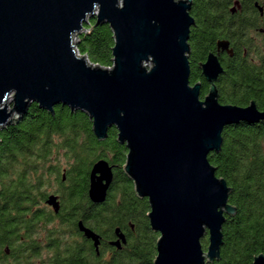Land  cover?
<instances>
[{"label": "water", "instance_id": "water-1", "mask_svg": "<svg viewBox=\"0 0 264 264\" xmlns=\"http://www.w3.org/2000/svg\"><path fill=\"white\" fill-rule=\"evenodd\" d=\"M192 0H0V131L17 124L32 104L49 114L62 106L91 122L97 141L111 128L127 154L123 172L134 194L147 199L146 217L158 234L153 264L220 261L222 228L236 213L231 189L208 161L219 153L224 128L264 123V111L221 105L215 86L223 68L214 54L199 65L208 83L190 85ZM88 20L108 25L112 66L80 55L75 38ZM217 51L231 54L227 41ZM112 181L104 160L89 176L88 199L102 204ZM59 211L55 197L47 202ZM77 229L99 255L100 236L81 221ZM119 249L126 243L119 229ZM207 238L204 250L202 240ZM252 264H264V255Z\"/></svg>", "mask_w": 264, "mask_h": 264}, {"label": "trees", "instance_id": "trees-1", "mask_svg": "<svg viewBox=\"0 0 264 264\" xmlns=\"http://www.w3.org/2000/svg\"><path fill=\"white\" fill-rule=\"evenodd\" d=\"M195 1H199L202 15L195 17L189 35L190 85L200 80L194 65L214 51L216 41L228 38L235 57L224 64L218 102L246 107L253 101L259 111H264L263 46L250 39L248 29L239 31L238 24L227 26L223 11L231 0L208 1V24L203 13L206 0ZM94 24L88 20L83 26L87 32L78 35L77 52L94 65L110 68L113 34L108 25ZM206 92L204 85L201 100ZM91 128L83 113L57 106L51 115L32 104L17 124L0 131V264H153L158 235L146 219L148 203L135 198L131 183L122 182L123 189L114 190L100 207L88 201L86 180L91 167L118 150L114 139L98 142ZM122 152L115 161L119 168L125 163L126 151ZM51 158L61 159L60 164L69 168V183L77 182L76 175L85 183L77 193L63 195L57 216L39 207L44 198L38 187L36 193L21 187L33 179L37 186L47 181L41 169L44 163L27 159ZM208 161L231 189L228 203L236 209L223 225L220 261L216 264H252L255 257L264 255V123L224 128L221 150L209 154ZM57 168L52 165L46 172L56 173ZM80 219L101 235L99 257L78 231ZM128 222L134 224V230L126 244L112 255H104L113 228L126 229ZM201 243L205 249L207 238Z\"/></svg>", "mask_w": 264, "mask_h": 264}, {"label": "flooded vegetation", "instance_id": "flooded-vegetation-1", "mask_svg": "<svg viewBox=\"0 0 264 264\" xmlns=\"http://www.w3.org/2000/svg\"><path fill=\"white\" fill-rule=\"evenodd\" d=\"M208 1H214V0L203 1L204 4H205V10L203 11V13H206L207 24H208ZM198 2L199 1L192 0L190 15L194 19V22H195V17L202 15V11L200 10L199 5H197ZM226 5L227 6L225 7V9L223 11V17L225 18L226 21H229V24L227 26L233 27V26H236L238 24V30L239 31L248 29L246 32L249 35L250 39L254 43L256 41L260 42L261 46H263V48H264V0H231L230 2H227ZM248 13H251L250 17L247 15ZM226 21H225V23H226ZM191 28H190V30H191ZM229 33H228L227 37L229 36ZM219 41H227L229 43V49L232 51V53L228 54L227 51H219L218 52L217 51V47H216V44H217L218 41H216L214 51L207 53V55H206V57H205V59L203 61H200V62L198 61V63H196V65H194L195 68L199 72V79L200 80H198L193 85H195V84H200L201 85L200 97H201V92H202V89H203L204 85H206V87H207V92H206V95H207L208 89H209V85L204 80V78H203V76L201 74V71L199 69V65L203 64L206 61V59H207L209 54H214V55L217 56L218 61L220 62L221 66L223 68V72H224V64L229 59H232V58L235 57L234 48L232 46L231 40L228 39V38H221ZM189 57H190V53H189ZM188 60H189V58H188ZM190 63H191V61L189 60V65H190ZM222 75L219 76L217 82L215 83L217 92H218V82L220 81V77ZM190 77H191V66H190ZM190 77H189V82H190ZM193 85H191V86H193ZM218 97H219V93H218ZM109 138L114 139V142L118 146V150H116L114 152L107 153L106 154L107 159H105V158L99 159V160L106 161L108 163L109 167L111 168L112 181H111V184H110V186H109V188L107 190L106 199H105V201L102 204H93L88 199V201L92 205H94L96 207H100V206L104 205L106 203V201L108 200V197L110 196V194L114 190L121 191L123 189L122 182L128 181L129 183H131V185L133 187L132 181L129 180L127 178V176H125V174L123 172V166L124 165L121 168H119V166L117 164H115L116 158L119 155L123 154V152H122L123 150L126 151V153L124 154L125 157H126V154H127V150H126L125 145H121V144H119L117 142V131H116V129L115 128H111L108 131V133H107V138L105 140H103V141H98V142H103L104 143L107 140H109ZM99 160H97V161H99ZM26 161H36V162L44 163L43 166H45V167L44 168L42 167L41 169H42V172H44L45 178H46L47 181L45 183L43 182V183L39 184V186H37V183H36L35 179H33L27 185H23L21 187H23L24 190L29 189V191L32 192V193H36L35 192L36 191V187H38L39 193L44 198V200L41 202L39 207L43 208L46 212L51 213L53 216H57L60 213L61 209H62L63 195L64 194H75V193H77V190H79L80 188H83V184H85L83 182L84 180H82V176H78V175H76L77 176V178H76L77 182L76 183H69V179H68V175H69L68 174V170H69V168L64 167V166H62V164H60L61 161H62L61 159H55V158L39 159V160L27 159ZM52 165L55 166V167H58L57 169H59V171L56 172V173H53V172H49L48 173V172H46L49 169V167L52 166ZM90 171H91V169H90ZM90 171L88 173L87 180H86L87 181V197H88V189H89ZM133 194H134V187H133ZM134 196H135V194H134ZM49 197H55L56 198V203H58V207H59V211H58L57 214L54 213L53 207L46 203ZM135 198L137 200H140V201L146 200V202H147V199H139L136 196H135ZM146 219H147V217H146ZM79 221H81V219L78 220L77 223ZM127 226H128V228H126V229L120 228L119 226H116L115 228H113L111 236L106 241V245L109 248L105 250L104 255H112V253L114 251L121 250L122 247L126 244L125 243L124 245H121V247L119 249H117L116 247H113V246L110 245V243L115 242L117 240V237H116V235L114 233L115 229H119L120 233L124 235L125 241H127L128 236L134 230V224L128 222ZM98 235L101 237L100 234H98ZM100 239L102 241V237ZM85 240L88 241L91 244L92 248H93L92 242L90 240H87V239H85ZM100 249H101V243H100V246H99V255H100ZM93 252H94L96 257H99V255L96 254L94 248H93ZM216 263L217 262H214V263H211V264H216Z\"/></svg>", "mask_w": 264, "mask_h": 264}, {"label": "built area", "instance_id": "built-area-1", "mask_svg": "<svg viewBox=\"0 0 264 264\" xmlns=\"http://www.w3.org/2000/svg\"><path fill=\"white\" fill-rule=\"evenodd\" d=\"M85 32H87V30L84 29V30L82 31V33H85ZM77 37H78V36H77ZM77 37L75 38V40H77Z\"/></svg>", "mask_w": 264, "mask_h": 264}, {"label": "rangeland", "instance_id": "rangeland-1", "mask_svg": "<svg viewBox=\"0 0 264 264\" xmlns=\"http://www.w3.org/2000/svg\"><path fill=\"white\" fill-rule=\"evenodd\" d=\"M156 234V233H155ZM158 235V234H157Z\"/></svg>", "mask_w": 264, "mask_h": 264}]
</instances>
